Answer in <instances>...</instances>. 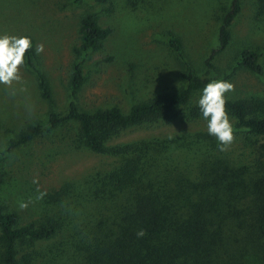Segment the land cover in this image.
Instances as JSON below:
<instances>
[{
    "label": "rangeland",
    "instance_id": "1",
    "mask_svg": "<svg viewBox=\"0 0 264 264\" xmlns=\"http://www.w3.org/2000/svg\"><path fill=\"white\" fill-rule=\"evenodd\" d=\"M230 1L82 0L73 5L70 0H0V35L32 38L33 62L47 80L58 115L65 113L69 101V71L79 58L77 27L86 13H94L98 26L109 28L110 33L101 50L91 52L83 62L84 79L75 96L79 109L116 106L126 112L132 104L158 99L184 85L182 62L192 67L199 79L233 82L235 91L227 94V100L264 108V55L259 59L261 75L236 65L240 51L261 52L264 47V0H239L228 46L213 57L211 69L205 65L217 47V31ZM171 38L180 42L182 62L168 45ZM38 44L44 45L40 54L35 51ZM21 72L26 93L12 96L0 85V207L4 213L17 215L18 226L36 228L53 221L55 229L48 239L17 242L16 264H84L80 254L90 237L91 245L95 235L103 238L117 233L114 217L119 210L112 202L91 199L85 185L95 174L112 170L117 159L86 150L73 123L45 128L49 107L39 98L33 73L25 65ZM200 92L175 118L119 130L103 140L104 146L207 132L203 118L184 120L186 113L197 107ZM27 105H32L31 114ZM35 125L42 127L40 134L25 145L10 148V140ZM176 151L171 153L181 161L183 172L200 166ZM254 154V148L244 145L238 136L228 151L221 152L231 167L240 166L246 181ZM37 188L47 193L42 200L36 199ZM60 191L64 194L56 198ZM30 199L32 203L21 210L19 203ZM248 199L234 198L236 211L244 215L234 219L228 214L211 256L202 264H264V235L255 230L253 215L247 212Z\"/></svg>",
    "mask_w": 264,
    "mask_h": 264
},
{
    "label": "trees",
    "instance_id": "2",
    "mask_svg": "<svg viewBox=\"0 0 264 264\" xmlns=\"http://www.w3.org/2000/svg\"><path fill=\"white\" fill-rule=\"evenodd\" d=\"M70 1L76 5L82 0ZM239 10V0H231L217 31V47L205 60L208 69L212 68L213 57L228 46L229 27ZM109 33V28L98 26L94 13L80 18L77 27L79 58L69 71V101L62 115L53 110L47 80L33 62L34 48L25 56V67L34 75L39 98L49 107L45 128L55 129L73 123L79 142L86 150L117 159L112 170L95 174L85 185L91 199L112 202L119 210L114 217L117 233L103 238L95 235V243L91 245L90 237L88 246L80 254L84 264H202L211 256L226 218L231 214L234 219L244 215L236 211L235 197L249 198L247 212L253 215L255 230L264 235V114L261 113L264 108L241 100H227L226 108L234 121L236 136L255 150L247 166V171L250 169L248 181L242 178L244 172L240 166L229 165L219 151L218 141L207 132L106 147L103 140L119 130L175 118L208 82V79L197 78L192 67L182 62L180 42L171 38L168 45L186 70L182 87L158 99L132 104L126 112L116 106L81 110L75 103V96L84 79L83 62L91 52L101 50ZM262 55L264 47L261 52L244 49L239 52L236 65L261 75L259 59ZM198 118H203L198 107L184 116L185 121ZM41 131L38 125L28 127L16 140L9 141L10 148L31 142ZM254 139L261 142L250 141ZM171 150L183 153L185 158L199 162L200 166L183 172L181 161ZM63 194L60 191L56 198ZM17 224V215L4 213L0 207V264H16L17 242L48 239L55 229L53 221L36 228ZM141 229L146 234L138 237Z\"/></svg>",
    "mask_w": 264,
    "mask_h": 264
},
{
    "label": "clouds",
    "instance_id": "3",
    "mask_svg": "<svg viewBox=\"0 0 264 264\" xmlns=\"http://www.w3.org/2000/svg\"><path fill=\"white\" fill-rule=\"evenodd\" d=\"M33 47L30 36L0 35V85H4L12 96L26 93L27 87L21 69L25 65V56ZM35 51L40 54L44 51V45L35 46ZM235 91V84L226 79H212L205 84L196 102L203 119L207 122V133L218 141L219 151H228L236 140V129L227 111V94ZM29 114L32 105H27ZM173 137H169L172 139ZM33 183L38 184V179ZM39 195L37 200H42L47 195L37 188ZM32 203L21 201L19 208L26 209ZM143 229L137 232L138 237L145 235Z\"/></svg>",
    "mask_w": 264,
    "mask_h": 264
}]
</instances>
